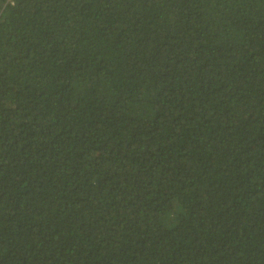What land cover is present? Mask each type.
Here are the masks:
<instances>
[{"label":"trees","instance_id":"obj_1","mask_svg":"<svg viewBox=\"0 0 264 264\" xmlns=\"http://www.w3.org/2000/svg\"><path fill=\"white\" fill-rule=\"evenodd\" d=\"M0 264H264V0H0Z\"/></svg>","mask_w":264,"mask_h":264}]
</instances>
